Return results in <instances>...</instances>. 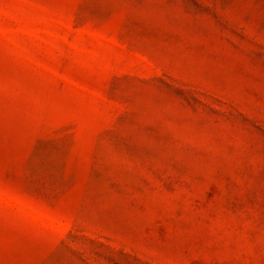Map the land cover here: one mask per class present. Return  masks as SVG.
<instances>
[{
	"label": "rangeland",
	"instance_id": "374dc122",
	"mask_svg": "<svg viewBox=\"0 0 264 264\" xmlns=\"http://www.w3.org/2000/svg\"><path fill=\"white\" fill-rule=\"evenodd\" d=\"M0 264H264V0H0Z\"/></svg>",
	"mask_w": 264,
	"mask_h": 264
}]
</instances>
